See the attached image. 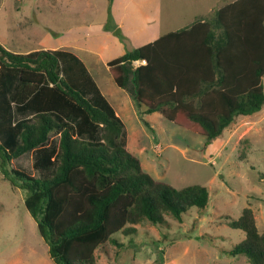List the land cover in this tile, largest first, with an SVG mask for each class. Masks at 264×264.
Masks as SVG:
<instances>
[{"label":"trees","instance_id":"1","mask_svg":"<svg viewBox=\"0 0 264 264\" xmlns=\"http://www.w3.org/2000/svg\"><path fill=\"white\" fill-rule=\"evenodd\" d=\"M139 60L145 64L134 67ZM107 65L143 113L159 112L210 142L235 117L264 106V0H235ZM123 137V122L78 56L17 54L0 44V168L24 192L55 264H97V249L116 234L208 207L206 187L177 189L153 179ZM27 152L39 177L9 167ZM228 225L245 234L229 256L264 264V233L253 210L244 208Z\"/></svg>","mask_w":264,"mask_h":264},{"label":"rangeland","instance_id":"2","mask_svg":"<svg viewBox=\"0 0 264 264\" xmlns=\"http://www.w3.org/2000/svg\"><path fill=\"white\" fill-rule=\"evenodd\" d=\"M216 1L0 0V42L22 41L27 50L50 47L78 55L120 114L123 144L142 170L177 189L198 184L209 191L205 210L190 208L180 220L166 216L165 224L143 222L133 226L135 233L116 234L115 242L97 249V264H249L245 256L228 254L245 238L228 221L246 207L264 233V121L245 140L222 147L223 137L208 142L159 112L143 113L107 68V62L173 31L170 27L206 16ZM50 141L58 136L52 134ZM33 162L34 153L27 152L9 167L39 177ZM24 198L0 168V264H55Z\"/></svg>","mask_w":264,"mask_h":264},{"label":"crops","instance_id":"3","mask_svg":"<svg viewBox=\"0 0 264 264\" xmlns=\"http://www.w3.org/2000/svg\"><path fill=\"white\" fill-rule=\"evenodd\" d=\"M220 0H217L216 3L213 6L207 7V10L205 13L206 16L201 17V16H195L194 20L192 22H190L189 24L185 25V26H180V27H170V29H174L171 32H175L177 30H181V29H186L189 28L193 23H195L197 20L199 19H204V18H209L210 16H212L218 9H220L221 7L225 6L226 4L232 3L235 0H229L228 2H225L224 4H219ZM169 32V33H171ZM168 34V33H167ZM166 35V34H165ZM158 39V38H157ZM155 41V40H154ZM153 42V41H152ZM151 43V42H150ZM0 44L7 49L10 52L13 53H17V54H26L29 53L31 51H35V50H62V49H58V48H50V47H42L40 49H35V48H31L30 50H27V44L25 42H17L16 41H12V44L10 46H6L5 44H3L2 42H0ZM148 44V43H147ZM71 52V51H70ZM73 53V52H72ZM75 54V53H74ZM76 55V54H75ZM78 56V55H76ZM123 56V55H122ZM79 57V56H78ZM121 57V56H120ZM80 58V57H79ZM118 58V57H117ZM81 59V58H80ZM116 59V58H115ZM82 60V59H81ZM83 61V60H82ZM112 61V60H111ZM142 61V60H139ZM110 62V61H109ZM85 64V63H84ZM108 64V62H107ZM138 64V63H137ZM134 64L133 62V66L134 67H138L140 65H143L144 63L139 62V64ZM108 72L114 82V84L124 90L131 98L132 96L123 88L119 87L114 79L113 74L111 73L110 68L108 67ZM97 84V83H96ZM262 85L264 88V77L262 78ZM99 87V86H98ZM100 89V88H99ZM101 91V90H100ZM102 93V92H101ZM103 94V93H102ZM105 97V96H104ZM106 98V97H105ZM133 99V98H132ZM108 101V100H107ZM134 101V99H133ZM109 102V101H108ZM135 102V101H134ZM136 103V102H135ZM112 106V105H111ZM113 107V106H112ZM114 109V108H113ZM145 109V107L143 108V110ZM115 110V109H114ZM145 111V110H144ZM117 116L121 119L120 114L115 110ZM152 114V113H151ZM164 118V117H163ZM122 121V120H121ZM264 121V106L262 107V109L257 112L254 113L252 115H240L235 117L234 121L232 122V124L230 126H228L223 133L219 136V137H223L224 143L222 147H225L227 144L231 143L234 139L236 143H239L241 140H245V138L254 131L255 127L257 125H259L260 123H262ZM220 151V150H219Z\"/></svg>","mask_w":264,"mask_h":264},{"label":"built area","instance_id":"4","mask_svg":"<svg viewBox=\"0 0 264 264\" xmlns=\"http://www.w3.org/2000/svg\"><path fill=\"white\" fill-rule=\"evenodd\" d=\"M139 62H142V63L145 64V61H144V60H142V61H135L134 64H137V63H139Z\"/></svg>","mask_w":264,"mask_h":264}]
</instances>
